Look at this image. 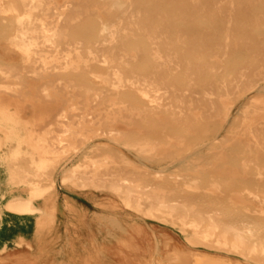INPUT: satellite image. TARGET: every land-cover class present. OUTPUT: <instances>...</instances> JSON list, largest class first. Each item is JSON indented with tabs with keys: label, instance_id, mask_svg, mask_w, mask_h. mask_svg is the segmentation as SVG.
<instances>
[{
	"label": "bare ground",
	"instance_id": "6f19581e",
	"mask_svg": "<svg viewBox=\"0 0 264 264\" xmlns=\"http://www.w3.org/2000/svg\"><path fill=\"white\" fill-rule=\"evenodd\" d=\"M259 6L264 19V0H0V42L17 56L14 61L0 55V237L7 216H14L19 227L32 220L53 223L49 208L56 199L55 181L44 183L43 177L64 159L105 156L93 152L106 143L123 166L92 159L82 174L75 164L63 169L60 183L106 192L113 205L119 202L143 220L170 226L193 249L256 257L264 264L263 221L240 215L222 222L219 212L195 210L184 199L173 200L123 174L127 167L135 175L145 171L127 156L148 163L170 155L171 146L152 132L156 128L208 126L207 139L223 140L241 116L234 137L261 146L264 78L245 73L250 68L240 61L252 54L253 62L264 59L263 41L253 35L260 20L251 21ZM227 77L235 82L230 92L220 87ZM213 87L219 89L217 100ZM26 91L45 99L59 93L65 107L49 112L46 126L35 129L37 115L27 120L13 106ZM231 95L244 99L233 119ZM96 101L104 107L94 109ZM173 139L176 151L185 152L183 136ZM161 174L154 171L152 181L159 182ZM254 179L251 185L263 189L264 182ZM187 182L182 186L196 189L195 179Z\"/></svg>",
	"mask_w": 264,
	"mask_h": 264
},
{
	"label": "rangeland",
	"instance_id": "374dc122",
	"mask_svg": "<svg viewBox=\"0 0 264 264\" xmlns=\"http://www.w3.org/2000/svg\"><path fill=\"white\" fill-rule=\"evenodd\" d=\"M260 12L261 6L254 10V14L251 16V21L254 22L260 20V23H257V25L253 27V35H255L257 39L263 41L262 52L264 53V19H259ZM59 50L63 52L66 50V47L61 46ZM0 55L3 58L6 57L14 61L17 60V56L14 53H11L9 49L4 46L3 42H0ZM251 56H253V54L249 55L247 58L240 59L244 66L247 64L250 68L248 70L244 69L243 71L247 74H255L256 79L264 78V59L259 62H253L252 58H250ZM210 60H213V58ZM231 62L235 61L232 60ZM229 79L230 77L225 78L224 83L221 84L220 87L223 86L230 92L232 88H234L235 82H231ZM233 91H235V89ZM213 92L215 94L214 98L217 100L216 95L219 94V89L213 87ZM31 94L34 95L32 96ZM39 95L40 93L36 91H34V93L26 91L24 96L21 97V99H25L24 97L27 96L28 99H25L27 102L24 100L26 104L23 100L19 99V97L18 99L21 102L15 99V105H13L14 108L18 110L20 109V111L23 110L22 116L23 118L27 117V120L29 117L33 119V116L36 117L35 115H37V118H35L37 120H39V118H44V123H41V125L39 121H33V124L31 125H35V129H39L38 127L43 129L46 126L48 123H46V121H49L46 115L49 112L65 107L63 95L61 96L59 93H56L53 98L46 99ZM29 96L31 97V101L29 100ZM258 97L261 99L263 98V95ZM230 98L232 99V102H234V109L231 114V119H233L235 113L243 105L244 99L239 95H231ZM56 99H59L58 104L57 102H54ZM32 100H35L33 101V104ZM35 102H40L41 104ZM50 102L54 103L51 104ZM33 105H35L36 108ZM91 105L94 109L104 107L102 101H96L95 103H91ZM39 115H43V117H40ZM260 121V124L264 122L262 119ZM38 123L39 126H37ZM240 123L241 116L237 117L234 124L226 130L227 133L225 139L214 141L207 139V136L212 132V128L208 126L202 127L201 129L197 128L193 131L176 129L177 131L174 130L173 132L156 128L152 132L155 133L154 135H156L158 140L166 147L171 146L169 152L170 155L163 161H152L148 163L139 161L136 157L127 156L126 158L128 162L143 166L145 171L143 170L141 172L142 174L139 173L135 175L131 168L127 167L124 168L123 174L125 177H130L133 180L144 181L146 185L151 184L157 190L162 189L173 200L184 199L186 204L195 207V210L212 213L219 212L221 214L222 222L226 221V216L236 217L240 215L253 218V221L256 222L259 220L264 222V188L257 189L250 183L252 180H255L254 178L264 182V141L261 143V146H256L254 145L253 140H240L235 138L234 132ZM175 135L183 136L182 142L186 147L185 152L176 151L175 148H177V145H175L173 139ZM259 147L262 148V154L260 152L261 148L259 151ZM93 153H106V155L87 154L81 158L79 156H73L68 161L67 159H64L57 166L55 172L53 170L47 172L46 177H43L44 183H50L51 180H54L56 186L55 194L60 192H78L80 194L89 193V198L92 201L94 200L93 204H95L96 207L114 216L111 221H109V224H116L117 231L122 234V236L125 234L123 227L126 226V228L131 230L134 239L132 241L133 247L130 251L133 252L134 255L139 252L136 244H139L138 240L142 234L140 230L143 228V230L147 232L146 236L148 238L147 244L143 246V248L147 247V255L134 264H183L184 262L194 260H200L201 262L214 261L220 264H259L256 257L241 259L235 255H227L221 252H212L201 248L193 249L188 247L182 241L179 233L170 226L158 222L143 220L131 211L122 209L123 207L119 202L117 205L110 203L109 200L113 199L110 194L106 192H98L90 187H75L68 182L60 183V175L63 169H68L75 164L77 172L82 174L89 164V160L92 159L95 161L102 159L113 160L117 164H120V166H123L121 159L116 155V151L106 143H98L96 151L94 150ZM70 163L72 165H70ZM20 164L26 166L25 161H21ZM154 171H162L161 175L163 178L157 183L152 181ZM85 172L89 173L90 169L87 168ZM173 177H176L175 183H173ZM188 179L196 180V189L185 188L182 186L188 181ZM230 199L234 202L230 201ZM52 224L53 223L39 224L36 226V230H45L48 226L51 228ZM120 243L123 244L124 242L120 240ZM9 246L13 248L24 247L27 248V250L30 249L26 239L17 238L15 241L7 240L5 242H2L0 239V249L3 248V250H0V264H3V257L14 253L13 248H8ZM58 259V262L54 264H64L61 257L58 256Z\"/></svg>",
	"mask_w": 264,
	"mask_h": 264
},
{
	"label": "crops",
	"instance_id": "0c3cea01",
	"mask_svg": "<svg viewBox=\"0 0 264 264\" xmlns=\"http://www.w3.org/2000/svg\"><path fill=\"white\" fill-rule=\"evenodd\" d=\"M89 196V193H57L53 206H47L51 216L54 215L51 217L54 222L45 230L37 231V223L33 220L28 226L19 227L14 216H7L2 239H26L30 249L9 246L14 253L2 256V263L54 264L58 262V256L64 264H134L142 260L147 255V247L143 248L147 244V232L141 228L139 244H136L139 252L134 255L130 251L134 239L131 230L123 227L125 234L122 236L116 224H109L114 216L96 207Z\"/></svg>",
	"mask_w": 264,
	"mask_h": 264
}]
</instances>
